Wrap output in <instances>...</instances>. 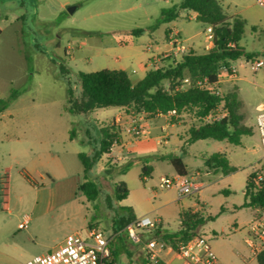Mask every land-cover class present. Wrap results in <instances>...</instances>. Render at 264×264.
Listing matches in <instances>:
<instances>
[{
	"label": "rangeland",
	"instance_id": "1",
	"mask_svg": "<svg viewBox=\"0 0 264 264\" xmlns=\"http://www.w3.org/2000/svg\"><path fill=\"white\" fill-rule=\"evenodd\" d=\"M179 1L0 0V101L9 100L13 93L16 94L8 108L0 112V264L25 263L53 251L71 234L86 237L90 228L113 237L110 246L111 249L115 247L119 255L118 264L127 263L135 255L143 242L134 243L126 231H123L122 239H117L113 229L120 213L114 190L115 183L121 182L122 177L112 168L118 164L112 162V158H100L94 165L91 175L98 184L100 195L93 202L79 187L85 179L83 164L78 157L66 156L70 163L65 172L55 170L49 162L63 149L62 140L68 142L66 138L70 129L80 142L72 146L68 142L66 148L73 147L92 159L100 148L99 129L110 126V123H98L109 119L114 109L110 107L100 108L83 123L78 120L85 101L79 72L106 69L114 58L113 54L98 53L97 48L115 46L118 39L126 42L132 37L131 31L155 26L162 8L172 7ZM219 1L230 21L235 18L246 21L241 45L251 53L263 52L264 9L257 0ZM70 7H76V10L70 13ZM176 25L189 49L202 53L203 50H195L190 45L194 41H204L202 33L206 27L182 18ZM166 27L167 24H161L135 36L139 38L135 41L138 49H145L149 44H162ZM190 36L193 38L186 41ZM69 55H74L73 61H69ZM165 64H169L167 59L161 60L159 65ZM235 65L239 79L223 83L219 89L227 97V103H235L236 115L241 117L240 125L252 132L242 137L240 145L208 139L186 146L180 155L194 184L203 186L183 197L185 205L181 211H187L193 203L202 206L204 212L200 215V225L210 243L208 237L216 241L215 252L225 255L227 248L233 250L235 258L225 256L226 264H258L257 259L251 258L244 241L256 218V211L241 205L245 204L243 191L249 175L264 164L256 124L264 104V68L255 70L252 61L245 59L236 61ZM137 78L134 76L133 81ZM69 90L72 92L70 105ZM225 107L230 115L232 107ZM132 111L138 113L137 109ZM32 119L49 121V124L44 125L42 132L30 134ZM178 119L184 120L189 134L193 116L184 113ZM15 129L26 133L20 139L10 137ZM170 132L175 140L176 129L172 128ZM177 141L180 144L181 141ZM216 153L226 156L230 167L235 169L232 173L226 175L222 169H208L207 161ZM144 163L152 166L153 173L142 179L141 164ZM208 170L211 172L207 173ZM172 173L170 163L147 159L126 174L131 193L129 202L137 206V215L160 220L169 234L178 228L175 201L179 196L177 189H160L159 183L161 175L173 178ZM36 189H57L63 198L57 200L55 211L50 212L48 227L34 230L36 238L32 239L29 233L34 224L20 229L19 223L34 214ZM147 237L142 236L144 242ZM120 241L124 248L118 245ZM240 255L251 260L243 261Z\"/></svg>",
	"mask_w": 264,
	"mask_h": 264
},
{
	"label": "trees",
	"instance_id": "2",
	"mask_svg": "<svg viewBox=\"0 0 264 264\" xmlns=\"http://www.w3.org/2000/svg\"><path fill=\"white\" fill-rule=\"evenodd\" d=\"M194 11L198 14L197 22L205 27L212 26L214 42L210 50L205 53H197L189 50L176 65L165 64L158 68L150 69L146 76L134 83L127 72L123 70L102 69L95 72H79L82 94L85 98L81 112L92 111L97 108L124 107L137 109L152 117L167 115L175 110L177 116L187 113L193 116V123L189 128L188 143L193 144L199 140L213 139L227 141L234 145H240L244 135L252 131L240 125L241 117L236 115L235 103H226L230 115L227 118L207 123L205 119L212 111L217 109L222 99L207 90L199 83H217L219 71L241 59L254 60L264 56V51L259 53L248 52L241 41L246 27V21L235 18L233 21L226 16L219 0H180L178 4L164 8L156 25L149 29H136L132 35H142L147 30L156 29L161 24L171 23L177 20L183 12ZM239 17V16H238ZM68 105L72 103V92L69 90ZM16 98V94L9 100L0 101V112L8 108L10 102ZM71 108V107H70ZM74 131H72L73 139ZM100 148L92 159L86 153H80L79 159L83 164V176L85 181L80 186L89 201H96L100 195L99 187L91 175V171L97 161L109 154L112 147L119 143V133L115 125L99 129ZM180 176H187V166L180 156L171 155L166 158ZM134 162L113 166L114 173L118 176L125 175L132 168ZM207 166L213 169H222L224 174H230L235 169L230 167L224 154L212 155ZM152 166L142 164V179L152 174ZM263 180L255 183L256 175L251 173L247 179L243 195L244 207L257 210L264 209V164L262 166ZM129 189L125 182L115 183L114 198L121 202L129 195ZM119 217L114 221L115 234L125 231V228L137 217L129 207H119ZM257 214V212H256ZM182 226L185 229L166 235L164 241L173 249H177L179 241L188 240L193 226L199 222V216L182 215ZM119 239H122L121 237ZM113 259L105 264H117L119 255L112 248ZM147 262V261H146ZM258 264H264V251L257 257Z\"/></svg>",
	"mask_w": 264,
	"mask_h": 264
},
{
	"label": "crops",
	"instance_id": "3",
	"mask_svg": "<svg viewBox=\"0 0 264 264\" xmlns=\"http://www.w3.org/2000/svg\"><path fill=\"white\" fill-rule=\"evenodd\" d=\"M163 9L164 8H162V10ZM197 16L198 14L196 12L188 11V12H183L179 18L184 19V21L186 22H192V21L197 22ZM187 18H189V21ZM177 20L171 23H167V27L165 29V41H163L162 44H157V43L149 44L145 49L139 50L138 45L135 42L139 38H136L135 37L136 35H132V37L128 38L126 42H123L121 39H118L115 43V46L98 47L97 48L98 53H106L107 56H109L110 54L114 55V58L109 61L111 63V66L106 69L123 70L127 72V74L129 75L132 81H133L134 76L138 77L136 81H133L134 83L141 81L146 76L147 72L151 69L148 63L150 59L152 58V56L165 53L171 49L172 47L170 43L171 30L174 28L181 35V32L177 28V25H176ZM191 38H193V36L188 37L186 41ZM206 44L207 42L204 37V41H194L192 42L190 46L193 47V49L195 50L200 48L201 50H203L202 53H205L206 51H208V49L206 48ZM68 57H69V61H73L74 55L68 56ZM223 83H227V82H223ZM223 83H219L217 87L219 88V85ZM225 102L227 103L226 96H225ZM263 106L264 104L261 105V107ZM110 108H114V109L111 110L110 112L111 114L110 116H108L109 119L106 122H102L100 120L98 121V123L100 124L110 123V125H115L119 133V143L114 145L110 153L104 154L100 160H103L105 158H109L108 160H110V158H112L113 159L112 162H116L118 165H124L127 162L132 161L134 162L132 167L137 166L139 163H142L143 161H146L147 159H154L156 161L169 163V161L166 159L168 156L177 155L181 157L180 154L184 153L186 146L190 144L188 143L189 134L186 133L187 129L185 127L184 120L178 119L179 116L177 115L173 116L170 114H167V115L159 114V115L152 117L143 112L134 114L132 109H127L124 107H110ZM99 109L100 108H97L92 111L82 112L81 114H78V118H79L78 120L83 123L84 120L85 119L88 120L92 114L94 113L96 114ZM133 121H137L138 126H140V129H142L144 133V137L142 139H136L133 135L127 132V129L131 126ZM48 124H49V121L42 122L41 119L39 120L32 119L30 121V134H35V131L42 132L44 129V125H48ZM172 128L176 129V132H174L176 136L175 137L176 141L172 140V138H174L172 133L170 132V129ZM72 131L74 130L72 129L69 130L68 137L66 138L67 141L71 144V146L72 144L78 141L80 142V139L76 136L75 132L73 134L74 138L71 139ZM24 133H19V131L15 129L14 132L10 135V137L20 139L23 135H25ZM64 137L65 136H63L62 139ZM177 139L180 140L182 144L181 142L179 144ZM68 142L62 140V143L64 145L63 149L60 150L57 156H53L52 161L49 162L50 164L52 163L53 168L55 170L60 171V172H65L67 168V164L70 163V162H67L68 157L66 156H70L71 159L73 157L79 158V154L82 153V152H79V150L73 149V147H70V149L66 148L68 147L67 145ZM61 155H63V157H61ZM15 158L17 159V156H15ZM181 159L185 164V161L183 160L182 157ZM172 168H173V173H172L173 178L180 176L177 174L173 166ZM208 169L211 170L213 168L211 166V167H208ZM210 170H208L207 173H210L211 172ZM215 170H218V169H215ZM213 172H216V171H213ZM187 173H188L187 176L190 177L188 166H187ZM197 175H199V173ZM162 176L164 175H161L160 177ZM119 177H122L121 182L127 183L126 174L120 175ZM51 178L55 181V177L53 175L51 176ZM196 185L199 187L198 189L202 188L203 186V184H196ZM79 187H80V184H79ZM130 194L131 193H129L126 199H124L121 202H118V206L131 208L133 210L134 215L137 218H139V216L137 215L138 213L137 206L133 202H129ZM36 195H37L36 196L37 202L33 206L34 214L32 216H28L23 219V221L25 219H26L25 221H27L26 227H29L32 223L34 224V226L32 225L33 226L32 231H30L29 233L32 239L36 238V234H35L36 232L34 233V230L40 229V227L42 228L48 227L47 225L50 224V212L53 210L55 211L54 205L56 204L57 200L63 198V197L60 198V195L57 189L56 190L48 189L47 191L45 189H36ZM183 200L184 198L179 196V199L175 201V204L178 207V221L179 222H178V228L174 232H172V234H175L181 231L182 229H185L182 226V217H183L182 215L190 214L192 216L193 215L199 216V219H198L199 222L195 226L192 227L193 230H191L190 233L192 235L193 234L206 235V232L203 231L202 229V226H201L202 220L200 218V215L201 213L204 212V209L198 203H193L190 207H188L187 211L183 210L182 212L181 209H183L185 205ZM241 207L243 208L244 204L241 205ZM255 211L257 212V210ZM23 221H21V223ZM158 221H159V226L156 232L157 237L159 239H164L166 235H171L166 232L165 228L163 227V223H161L160 220ZM90 229H88V231ZM123 236H124L123 232L115 234V238L117 239H119L120 237L122 238ZM208 238L211 240L212 248L215 251L214 242L216 241L212 237H208ZM245 238L246 236H244V240ZM110 239H113V237H111ZM64 240L60 241L59 243L62 244ZM118 245H121L122 248H124L123 242L120 241ZM224 254L225 255H223V253H220V255L217 254L221 264H226L224 262L225 256H230L231 258H235L233 255L232 249L228 250L227 248ZM160 256L162 260L166 262L167 264H185L184 261L180 258V256L170 248L162 251ZM237 256L239 257V254H237ZM240 257L243 261L249 262L251 260V259H247V257L243 255H240ZM251 258H255V257L251 256ZM118 263H119V259H118L117 264ZM125 264H147L146 258H145V242H143L140 245V247L136 249L135 255L132 258H130L128 262ZM230 264H233V263H230Z\"/></svg>",
	"mask_w": 264,
	"mask_h": 264
},
{
	"label": "built area",
	"instance_id": "4",
	"mask_svg": "<svg viewBox=\"0 0 264 264\" xmlns=\"http://www.w3.org/2000/svg\"><path fill=\"white\" fill-rule=\"evenodd\" d=\"M257 3L264 9V0H257ZM203 35L207 42L206 48L210 50L214 42L213 27L207 26ZM170 43L172 47L169 51L152 56L148 63L151 69L160 67L159 64L163 59H167L171 65H176V62L190 50L180 33L174 28L170 32ZM251 61L255 70L264 68L263 57ZM235 63L232 62L230 66L220 69L216 84L211 85L206 81L199 83L203 89L222 99L220 106L212 111L205 119L207 123H213L229 116V112L225 107V95H223L217 85L223 82H235L239 79L238 68ZM169 114L175 116L176 111L173 110ZM256 124L260 135L261 149L264 152V106L257 115ZM127 132L136 139H142L144 137V133L140 129V126H138L137 121H133L127 129ZM254 174L256 175L254 179L256 184L263 180L262 168L255 171ZM159 188H175L180 197H185L194 193L199 187L188 176H178L176 178L162 176L160 177ZM25 220L19 225L20 229L26 228L27 221ZM158 226V220H154L146 215L137 218L125 228L128 237L134 243H142L144 242L142 236H148L145 241V258L147 264H167L162 260L160 254L168 248L177 253L185 264H221L210 241L205 235L193 234L188 240L179 242L175 250L164 239L157 237L156 232ZM244 241L252 257L257 258L264 251V209H257L256 218L251 223ZM110 243L111 239L103 231L92 228L88 231L86 237L79 234H71L53 251L35 256L22 264H105L112 257Z\"/></svg>",
	"mask_w": 264,
	"mask_h": 264
},
{
	"label": "water",
	"instance_id": "5",
	"mask_svg": "<svg viewBox=\"0 0 264 264\" xmlns=\"http://www.w3.org/2000/svg\"><path fill=\"white\" fill-rule=\"evenodd\" d=\"M75 10H76V7H70V8H69V12H70V13H73Z\"/></svg>",
	"mask_w": 264,
	"mask_h": 264
}]
</instances>
